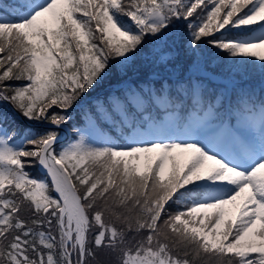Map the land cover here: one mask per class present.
Returning a JSON list of instances; mask_svg holds the SVG:
<instances>
[{"label": "snow or ice", "instance_id": "1", "mask_svg": "<svg viewBox=\"0 0 264 264\" xmlns=\"http://www.w3.org/2000/svg\"><path fill=\"white\" fill-rule=\"evenodd\" d=\"M205 45L223 90L172 81ZM257 63L264 0H0V264H264V80L236 79Z\"/></svg>", "mask_w": 264, "mask_h": 264}, {"label": "trees", "instance_id": "2", "mask_svg": "<svg viewBox=\"0 0 264 264\" xmlns=\"http://www.w3.org/2000/svg\"><path fill=\"white\" fill-rule=\"evenodd\" d=\"M226 35L237 36L239 35V33L237 32V30L236 31L230 30V32L226 33ZM205 50H206V53L210 54L208 56V59H210L212 62L210 66L207 64L202 65L203 70L201 72L199 73L194 72L191 66L189 65V63L183 57H181V59L177 61L176 67L174 70L175 72L179 74V77L181 78L182 82H186L190 77L193 80V82H196L197 76L204 78L214 73L215 75H214L212 82L216 83L217 85L222 86L221 84L222 82H220L221 78L229 77L228 69L231 65V61L226 59L224 53L218 52V50L212 48L209 45H205ZM138 66L142 68V74L152 71L151 67L148 66L144 62L143 58L139 59ZM236 79L239 81L240 86H244V87H248V86L260 83L263 80V77L261 76V73L259 71V64L257 63L254 70H251L245 75H243L242 77H237ZM205 81L207 80L205 79L204 82ZM142 86L145 88L149 87L148 84H144ZM122 87L123 85L119 84L116 78H110V80L106 82L105 87L99 90L97 94H94V98L104 100L109 95V93L113 92L114 90H119ZM155 87L156 85L152 84V88H155ZM72 124L73 122L70 121L68 127H66V129L69 131V134H70L68 141L62 142L61 144H67L68 142L76 138V134L72 131ZM24 125H27V124L23 122L21 127H23ZM84 125H85V119L82 116L76 115L75 126L83 127ZM34 127H38V130H39V126H34ZM28 170L34 178H37V179L45 178V174H42L39 171L38 166L34 168H30ZM175 207L176 206L173 205V210L175 209ZM24 215H27V214L25 213ZM98 260L105 262V264H113L115 257L111 253L107 252V250H103L98 253Z\"/></svg>", "mask_w": 264, "mask_h": 264}, {"label": "water", "instance_id": "3", "mask_svg": "<svg viewBox=\"0 0 264 264\" xmlns=\"http://www.w3.org/2000/svg\"><path fill=\"white\" fill-rule=\"evenodd\" d=\"M60 137H61L60 143L66 142L69 139V134L66 132L64 128L60 130Z\"/></svg>", "mask_w": 264, "mask_h": 264}]
</instances>
